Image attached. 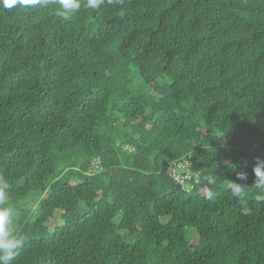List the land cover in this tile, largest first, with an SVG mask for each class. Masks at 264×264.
Returning a JSON list of instances; mask_svg holds the SVG:
<instances>
[{
    "label": "trees",
    "instance_id": "16d2710c",
    "mask_svg": "<svg viewBox=\"0 0 264 264\" xmlns=\"http://www.w3.org/2000/svg\"><path fill=\"white\" fill-rule=\"evenodd\" d=\"M258 161L264 0L0 8L12 264H264Z\"/></svg>",
    "mask_w": 264,
    "mask_h": 264
},
{
    "label": "clouds",
    "instance_id": "9594fccd",
    "mask_svg": "<svg viewBox=\"0 0 264 264\" xmlns=\"http://www.w3.org/2000/svg\"><path fill=\"white\" fill-rule=\"evenodd\" d=\"M112 3V0H107ZM106 0H0V8L3 10H22L36 7H49L54 6V14L60 18H68L74 13L81 11L82 8L91 9L95 11L101 10ZM256 177V183L249 187L245 184L231 181L227 188L231 196L239 201H244L247 197V190L255 188L259 190L256 196L257 200L264 199V162H259L253 169ZM238 180H246L247 173L240 172L237 174ZM209 184H215V178L212 176L207 177ZM10 184L7 179L0 176V264H12L15 257L18 255V250L23 245V237L15 234V221L17 218V211L13 208L6 207L5 205L10 200ZM213 193H208V198H212ZM248 208H242L243 215L249 214Z\"/></svg>",
    "mask_w": 264,
    "mask_h": 264
},
{
    "label": "built area",
    "instance_id": "2783aa9c",
    "mask_svg": "<svg viewBox=\"0 0 264 264\" xmlns=\"http://www.w3.org/2000/svg\"><path fill=\"white\" fill-rule=\"evenodd\" d=\"M182 161L190 164V158L189 157H187V159H183ZM183 164L184 163L180 162L178 164V167H180ZM187 167H188V165H187ZM168 170L170 171L171 175L174 176L176 181H178L179 183L180 182L184 183L187 179L192 177L190 171H187L186 173H181L177 168L173 167L172 165L168 166Z\"/></svg>",
    "mask_w": 264,
    "mask_h": 264
},
{
    "label": "rangeland",
    "instance_id": "374dc122",
    "mask_svg": "<svg viewBox=\"0 0 264 264\" xmlns=\"http://www.w3.org/2000/svg\"><path fill=\"white\" fill-rule=\"evenodd\" d=\"M50 192L48 191V193L47 194H49Z\"/></svg>",
    "mask_w": 264,
    "mask_h": 264
}]
</instances>
